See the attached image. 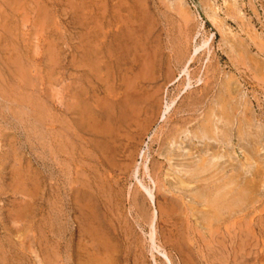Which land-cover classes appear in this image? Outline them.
<instances>
[{
  "label": "rangeland",
  "instance_id": "1",
  "mask_svg": "<svg viewBox=\"0 0 264 264\" xmlns=\"http://www.w3.org/2000/svg\"><path fill=\"white\" fill-rule=\"evenodd\" d=\"M263 209L264 0H0V264H264Z\"/></svg>",
  "mask_w": 264,
  "mask_h": 264
},
{
  "label": "bare ground",
  "instance_id": "2",
  "mask_svg": "<svg viewBox=\"0 0 264 264\" xmlns=\"http://www.w3.org/2000/svg\"><path fill=\"white\" fill-rule=\"evenodd\" d=\"M4 1V0H3ZM114 4V3H113ZM112 6V5H111ZM117 7V6H116ZM113 8V7H112ZM111 8V9H112ZM102 9V8H101ZM115 12V11H114ZM111 14V13H110ZM111 16V15H110ZM111 18V17H110ZM111 21V20H110ZM88 23V22H87ZM110 23V22H109ZM108 24V23H107ZM109 27V26H108ZM139 27V26H138ZM110 28V27H109ZM108 28V29H109ZM119 28V27H118ZM135 29V27H134ZM5 31V30H4ZM114 31V30H113ZM151 31V30H150ZM119 34V32L117 33ZM114 36V35H113ZM119 36V35H118ZM121 36V35H120ZM2 37V36H1ZM115 37V36H114ZM123 37V36H122ZM117 38V36H116ZM119 38V37H118ZM124 39V38H123ZM80 40V39H79ZM84 41V40H83ZM100 42V41H99ZM110 45V44H109ZM108 45V46H109ZM95 47V46H94ZM88 48V47H87ZM108 48V47H107ZM111 48V47H110ZM3 49V48H2ZM112 49V48H111ZM197 50L195 49V52ZM109 53V51H108ZM129 53V52H128ZM85 54V53H84ZM193 54V53H192ZM110 55V53H109ZM180 55V54H178ZM109 57V56H108ZM180 57V56H179ZM195 56L194 54L192 55V57H190L188 63H191L194 60ZM175 59V58H174ZM121 60V59H120ZM119 60V61H120ZM176 60V59H175ZM184 62V61H183ZM155 63V62H154ZM158 63V62H157ZM108 64V63H107ZM118 64V63H117ZM181 64V63H180ZM90 65V64H89ZM156 65V64H155ZM108 66V65H107ZM114 66V65H113ZM139 66V65H138ZM185 66V65H184ZM183 66V67H184ZM94 67V66H93ZM92 67V68H93ZM112 67V66H111ZM109 67L111 70L112 68ZM186 67V66H185ZM18 68V66H17ZM85 68V67H84ZM108 68V67H106ZM156 68H154L155 70ZM107 70V69H106ZM187 68L184 70V73L187 72ZM3 71V70H2ZM8 71V69H7ZM168 71V70H166ZM111 72V71H110ZM128 72V71H127ZM112 73V72H111ZM130 73V72H129ZM110 75V74H109ZM117 75V74H116ZM167 75V72H166ZM21 78V77H20ZM25 78V77H24ZM125 78V77H124ZM157 78V77H156ZM158 79V78H157ZM156 79V80H157ZM190 79V78H188ZM204 79V78H203ZM202 78H199L198 82H202L203 81ZM19 80V79H18ZM90 80V79H89ZM149 80V79H148ZM122 81V80H121ZM155 81V80H153ZM123 84V83H121ZM28 85V84H27ZM186 87H190L191 86V82L190 80H188L187 84H185ZM29 86V85H28ZM119 87V86H118ZM161 87V86H160ZM143 88V87H142ZM128 89V88H127ZM97 90V89H96ZM101 90V89H100ZM120 90V89H119ZM131 90V89H130ZM99 91V89H98ZM105 91V90H103ZM111 91V90H110ZM122 91V90H121ZM101 92V91H100ZM147 92V91H146ZM162 92V91H161ZM114 93V92H113ZM135 93V92H134ZM149 93V92H147ZM163 93V92H162ZM160 94V93H159ZM124 95V94H122ZM126 95V94H125ZM156 95V94H154ZM154 95H150V96H146L145 92L144 93H135L134 95L130 96H125L121 99H118L117 101H115L114 103H112V106H110V108L108 109V111L106 112L105 115H107L108 121H109V126L110 128H113L112 130L115 129H120V128H131V129H140L141 128V122L139 121L141 119V117H147L148 115H151V113H153L156 105H157V100L154 98ZM158 96V95H157ZM156 96V97H157ZM117 97V96H116ZM18 98V97H17ZM60 98V97H59ZM160 98V97H159ZM27 99V98H26ZM108 99V98H107ZM174 99V98H173ZM96 100V99H95ZM102 100V99H101ZM177 100V99H176ZM176 100H172V103H166L165 109L163 111V113H161V118L163 121H174L176 120V118L178 117L180 120H182L185 124L188 123V119L185 116V114H188V118L191 117V112H197L196 109L198 107V104L187 107L186 109L184 108H179L178 110L175 109V104H176ZM103 102V101H102ZM106 102V101H105ZM68 106V105H67ZM85 106V105H84ZM101 106V105H100ZM175 106V107H173ZM79 110V109H78ZM84 110V108H83ZM81 111V110H80ZM79 111V112H80ZM47 113V112H46ZM49 113V112H48ZM181 116V117H179ZM46 117V116H45ZM73 117V116H72ZM140 118V119H139ZM153 118V117H152ZM68 120V119H67ZM90 122V121H89ZM94 122V121H93ZM107 123V122H106ZM154 123V122H153ZM85 124V123H84ZM103 128V127H102ZM109 128V129H110ZM173 128V127H172ZM203 128H204V133L207 135H213L214 137H216L217 133H218V129L216 127V125L214 124V121L212 120V116L210 118L207 119V121L203 122ZM105 130V129H104ZM60 131V130H59ZM69 131V130H68ZM170 131V130H169ZM174 131V130H173ZM56 132V131H55ZM179 130L177 131V135H178ZM95 134V133H94ZM59 135V134H58ZM97 135V134H96ZM61 136V135H60ZM96 137V136H95ZM118 137V136H117ZM102 138V137H101ZM94 143V142H93ZM100 144V143H99ZM98 144V145H99ZM50 147V146H49ZM101 147V144H100ZM83 148V147H82ZM74 150V149H73ZM72 151V150H71ZM136 151V150H135ZM50 152V151H49ZM142 152V151H141ZM141 154V153H140ZM95 155V154H94ZM47 161V160H46ZM151 163V162H150ZM146 167V168H145ZM145 169L147 170V172L150 170L149 166H148V157L145 163ZM202 169L205 168L204 165H202L201 167ZM136 176L138 174V169H136ZM134 172V174H135ZM150 173V172H149ZM154 173V171H153ZM152 174V173H151ZM150 174V175H151ZM155 175V174H154ZM152 176V175H151ZM159 177V176H158ZM157 177V178H158ZM87 178V177H86ZM152 178V177H151ZM156 178V179H157ZM155 179V178H154ZM155 179V180H156ZM163 179V178H162ZM158 181V180H157ZM156 181V182H157ZM160 181V180H159ZM163 181V180H162ZM142 182V181H141ZM157 184V183H156ZM160 184V183H159ZM143 187V185H142ZM148 188V187H147ZM147 192L149 193V196L153 199V193L151 190L147 189ZM146 192V191H145ZM156 194V193H155ZM85 197V196H84ZM149 197V198H150ZM54 201V200H53ZM57 206V205H56ZM64 209V208H63ZM264 210V209H263ZM96 214V213H95ZM62 219V218H61ZM152 221V220H151ZM252 221V220H251ZM246 222V221H245ZM250 223V222H249ZM246 226V225H245ZM80 228V227H79ZM92 230V229H91ZM247 230V229H246ZM155 232V231H154ZM156 234V233H155ZM103 236V235H102ZM152 241L154 243V246L157 248L156 246V241L154 239V234L152 236ZM104 242V241H103ZM112 242V241H111ZM111 251V250H110ZM115 252V251H114ZM166 257V255H165ZM167 258V257H166ZM113 259V258H112ZM168 259V258H167ZM170 261V260H169ZM110 262V261H109ZM83 263V262H82ZM114 264V263H113Z\"/></svg>",
  "mask_w": 264,
  "mask_h": 264
}]
</instances>
